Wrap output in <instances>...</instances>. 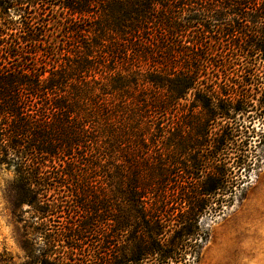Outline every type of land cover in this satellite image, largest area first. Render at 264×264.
I'll return each mask as SVG.
<instances>
[{
  "label": "trees",
  "instance_id": "trees-1",
  "mask_svg": "<svg viewBox=\"0 0 264 264\" xmlns=\"http://www.w3.org/2000/svg\"><path fill=\"white\" fill-rule=\"evenodd\" d=\"M4 1L0 165L39 258L193 264L264 162V0Z\"/></svg>",
  "mask_w": 264,
  "mask_h": 264
},
{
  "label": "rangeland",
  "instance_id": "rangeland-1",
  "mask_svg": "<svg viewBox=\"0 0 264 264\" xmlns=\"http://www.w3.org/2000/svg\"><path fill=\"white\" fill-rule=\"evenodd\" d=\"M4 6L0 0V9ZM259 63L264 73V61ZM253 126L256 134L250 140L264 149V118L256 117ZM13 176L12 168L0 165V264H45L39 258L45 240L38 213L26 203L14 211L7 194ZM202 224L206 239L193 264H264V162L242 184L233 204L205 215Z\"/></svg>",
  "mask_w": 264,
  "mask_h": 264
}]
</instances>
